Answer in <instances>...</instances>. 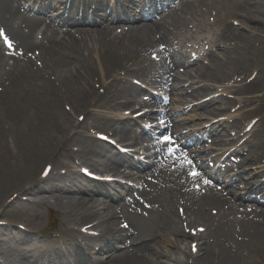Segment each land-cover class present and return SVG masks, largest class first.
<instances>
[{"label":"bare ground","instance_id":"6f19581e","mask_svg":"<svg viewBox=\"0 0 264 264\" xmlns=\"http://www.w3.org/2000/svg\"><path fill=\"white\" fill-rule=\"evenodd\" d=\"M0 2L13 6L10 0H0ZM236 5L232 0H227V3L222 6V8L225 7L224 22L226 25L221 29L222 38H224L219 47L221 54L218 57L212 55L214 56L213 67H205L197 73V76L203 81L217 84L215 88L205 87L203 91L205 95L211 91L218 92L220 88H223V92L232 91L236 96L235 101L238 104L243 103V107H240L242 111L246 109L247 103L255 100L254 95L262 85V74L257 67L245 62L241 63L240 57L235 59L237 52H240L239 48L244 37L236 28L230 26L229 20L238 19L246 28L249 24L254 25V27H249L252 28L254 34L245 40L248 44L252 45L254 40L264 42V0H246L239 8ZM3 10L0 8V22L7 27L14 36V40L22 47L29 49L35 46L41 51L44 68L35 69L33 62L25 63L20 68L15 64L9 67L0 49V85L2 88L0 92V219L16 218L15 222L20 220L18 217L22 215H12V209L19 210V208L27 207L22 203V196L36 189L39 195L38 206L51 207L50 202H53V205L58 207L63 214V227L67 228L74 219L78 224L90 220L99 223L94 228L101 230V235L97 239H88L84 236L85 238L77 243V253L81 257L87 252L84 240L88 247L92 244L101 245V249L110 251L103 253L107 257L103 258V254L91 260L83 257L74 264H264V214L262 212L256 217L254 214L253 220L244 221L238 225L241 226L238 235L243 241L241 243L235 238V233L233 237L216 235L215 232L219 231L217 226L225 218L214 220L210 215L196 217L192 213L194 207L197 208L196 213L200 214L204 206L212 203L221 204L220 200L212 198L189 204L185 201L184 208L187 214L189 211L196 220L212 225L208 227L215 243L210 244L209 238H204V241L200 239L202 256L192 258L186 251L183 253L185 257L183 260L180 258L179 245L186 241L188 236L179 226L181 218L173 210L170 211L163 202H161L163 209L152 210L148 218L126 215L131 222L132 229L136 232V235L131 238L127 233L122 234L116 228V220L119 219L117 218L119 213L115 212L117 206L110 205L103 209L102 214L107 217L111 216V218L101 221L102 216L99 211L97 212L95 197L105 194L106 188L102 185L90 187L81 177L79 179L78 176L70 175L68 178L57 176L55 180L42 188H33L35 185V179L32 177L33 168L43 159L47 160L55 150L64 151L67 159L83 157L87 159L90 153L93 154V150L86 155L82 150L77 153L71 151L72 146L84 148L79 133L87 130V125L76 126L71 114L64 110V105H71L74 111H84L88 116L87 121H91L94 128H101L98 110L107 109L110 113L108 119L113 123V127H108V130L114 134L113 136L122 138L124 131L119 127V122H126L127 119L123 121L122 115L113 114L111 110L140 104L142 91L131 84L132 75H137L147 81L148 85L160 86L166 71L163 66H143L146 63L144 53L148 47L157 42L154 36L161 30L165 31L164 37L167 43H171L172 37L175 39L179 37L166 30V25L161 23L134 27L124 37L119 35L114 39L110 36L113 32L107 29L101 30L95 26V29L79 30L82 39H76L70 43L63 38L50 37L37 44L33 38L34 30H28L25 34L21 27H16L8 19L7 15L2 12ZM182 11L192 14V7H185ZM175 15L174 24L180 26L187 23L182 16H177V12L173 13V16ZM86 54H90L89 57H86ZM172 57L174 60L186 57L183 45L180 46V52L173 54ZM127 64L142 68L131 71L127 68ZM121 71H124V76L119 75ZM255 71L258 72L259 77L257 76L249 84L233 89L222 86L225 81L234 79V76L246 77L249 72ZM97 78H99L97 83L104 85L105 95L98 94L94 89ZM109 78H114V81L108 83ZM213 104L217 107L212 108L213 110L208 113L209 116L216 117V114L217 116L226 115L225 112L229 111L232 102L220 97L209 102L207 107ZM92 109L95 114L91 111ZM257 111L258 109H254V112L247 110L242 116L248 117ZM12 124L18 132L16 139L10 144L5 142V131L2 130V126H12ZM215 127L213 126L212 129H216ZM227 127L238 132V139L247 138V142L236 151V155L244 157L246 153V159L251 162V166L259 165L258 169L264 171V163H261L264 160V150H260L264 139L249 138V134L242 129L238 118L232 124L227 123ZM204 132L207 130L205 129ZM218 133L225 137L227 131L223 128ZM134 139L135 137L131 138V140ZM99 155L106 162L103 165H95L96 170H98L97 167H100V170L104 169V165L108 166L111 161V159L106 160L101 152ZM160 180L167 181L165 176L160 177ZM13 192L17 193L18 197L5 205L6 199ZM154 198L158 201H167L159 193H156ZM231 208L237 211L235 206ZM35 211L36 218L31 216L21 218L27 229L34 235H23L5 227L0 228V236L7 234L22 242H30L36 247L35 251L43 253L44 256L48 254L47 248L51 243L40 241L37 238L39 232H44L41 230L43 217L38 209ZM247 215L250 216V214ZM225 226H229L230 228L226 229L230 230L229 234L232 233L233 224L229 223ZM66 232L67 230H63L60 237L64 238ZM128 240L131 243L130 246H128ZM14 247L16 252L20 251L17 245ZM173 249H176V253ZM3 250L4 248L0 247V253ZM24 256L28 260H34L38 254L27 253ZM255 257L259 258L260 262ZM12 261L13 259L9 262L12 263ZM18 264H27V261L24 260Z\"/></svg>","mask_w":264,"mask_h":264},{"label":"rangeland","instance_id":"374dc122","mask_svg":"<svg viewBox=\"0 0 264 264\" xmlns=\"http://www.w3.org/2000/svg\"><path fill=\"white\" fill-rule=\"evenodd\" d=\"M245 36H247L248 33L246 31L242 32ZM258 46V45H257ZM256 46V47H257ZM243 51L241 52V56L245 59H248L250 63H254L256 65H259L261 69L264 70V54L262 52H258L254 47H250L249 45L244 44L243 45ZM264 90V86L262 91ZM12 133V132H11ZM17 134V133H16ZM13 136V135H11ZM14 138V137H13ZM34 174V173H33ZM103 200H101L102 202ZM100 202V203H101ZM99 203V204H100Z\"/></svg>","mask_w":264,"mask_h":264},{"label":"snow or ice","instance_id":"6c2138e0","mask_svg":"<svg viewBox=\"0 0 264 264\" xmlns=\"http://www.w3.org/2000/svg\"><path fill=\"white\" fill-rule=\"evenodd\" d=\"M7 47H8L9 49H11V48L13 47L11 41H8V43H7ZM170 140H171L170 137H165V142H166V143H167V142H170ZM192 175H193V176H196L197 173L194 172V173H192ZM201 231H203V229H201Z\"/></svg>","mask_w":264,"mask_h":264}]
</instances>
